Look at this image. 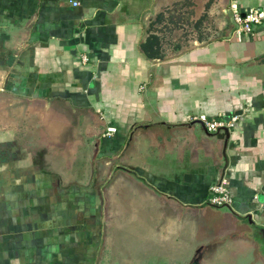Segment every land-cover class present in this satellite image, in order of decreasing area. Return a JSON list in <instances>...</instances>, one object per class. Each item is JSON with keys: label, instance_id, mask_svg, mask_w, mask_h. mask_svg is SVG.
<instances>
[{"label": "crops", "instance_id": "1", "mask_svg": "<svg viewBox=\"0 0 264 264\" xmlns=\"http://www.w3.org/2000/svg\"><path fill=\"white\" fill-rule=\"evenodd\" d=\"M176 1L0 0V264H264V23L238 40L229 9L264 0L167 47Z\"/></svg>", "mask_w": 264, "mask_h": 264}, {"label": "rangeland", "instance_id": "2", "mask_svg": "<svg viewBox=\"0 0 264 264\" xmlns=\"http://www.w3.org/2000/svg\"><path fill=\"white\" fill-rule=\"evenodd\" d=\"M223 6H225L224 0H178L174 2L172 5L169 6V8L164 9L166 10V12H168L167 19L169 20H167L166 23H161L162 24L161 27L160 24H158L157 26L159 32H161V35L163 37L164 44L167 47H172L174 44H176L179 41H184L185 43H187L196 36L202 37L204 35L203 33H207L208 35L214 34V32L218 30L217 19L220 13L219 11L222 9ZM215 35L218 34L215 33ZM210 204L216 206L212 203ZM135 208L137 209L138 207ZM123 215L124 214H115L114 222H115V228L117 227V230L114 231L113 233L114 235L121 234V236L122 234H125L124 236L125 243L130 242V244L132 245L133 244L132 242L137 243L138 241L137 239L142 238V230H139L140 227L139 224L142 226L141 224L142 220L140 221L142 217L135 219L136 221L134 224L137 225L136 226L137 229H135V232H128L127 230H130V228H132V225L129 224L126 219H123ZM196 221H198L197 216L194 217V222L196 223ZM123 226L127 227L126 233L123 231L125 229H120ZM131 231L133 230L131 229ZM123 239L124 238H122L121 240L123 241ZM108 252L109 251L107 249H104L102 257L106 258ZM108 258L109 257L107 256V258L105 259L106 261L103 262L100 259V261H98V264H113L112 260L108 261ZM118 264H122V263H118ZM128 264H149V263H142L141 261V263L128 262ZM155 264H170V262L169 263L158 262Z\"/></svg>", "mask_w": 264, "mask_h": 264}, {"label": "built area", "instance_id": "3", "mask_svg": "<svg viewBox=\"0 0 264 264\" xmlns=\"http://www.w3.org/2000/svg\"><path fill=\"white\" fill-rule=\"evenodd\" d=\"M230 13L233 23L235 24L234 35L238 40H242L245 36L250 35L254 31V27L264 23V10L261 8L250 7L241 9L238 3L231 2ZM86 59V57H85ZM193 120L200 121L204 124L209 132H216L219 129H230L238 120L237 116L232 117L230 121H225L216 117H209L205 113H201L193 117ZM117 131L115 126H109L105 131V136H110ZM209 202L216 206H231L233 204V196L228 187V178L220 177L218 183L210 187Z\"/></svg>", "mask_w": 264, "mask_h": 264}, {"label": "trees", "instance_id": "4", "mask_svg": "<svg viewBox=\"0 0 264 264\" xmlns=\"http://www.w3.org/2000/svg\"><path fill=\"white\" fill-rule=\"evenodd\" d=\"M164 12H161L158 14V21H161L163 16H164ZM155 24V22L152 23ZM142 49L144 50V53L150 57V58H158V57H162V54L160 52L161 49V40L159 35L155 34V33H151L146 42L142 44Z\"/></svg>", "mask_w": 264, "mask_h": 264}]
</instances>
